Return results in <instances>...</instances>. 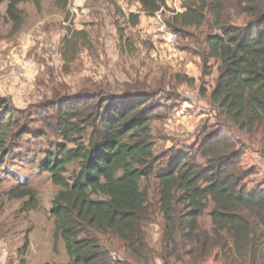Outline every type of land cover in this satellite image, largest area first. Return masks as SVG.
I'll use <instances>...</instances> for the list:
<instances>
[{
    "label": "trees",
    "instance_id": "1",
    "mask_svg": "<svg viewBox=\"0 0 264 264\" xmlns=\"http://www.w3.org/2000/svg\"><path fill=\"white\" fill-rule=\"evenodd\" d=\"M28 1L9 2L7 20L14 23L13 34L22 26L19 5ZM137 1L146 16L168 9L167 0ZM181 1L183 12H170L167 27L193 40L200 35L189 30L206 28L198 55L204 67L210 61L216 66L213 88L205 98L220 126L205 123L196 144L175 154L168 168L158 170L168 155L155 153L153 124L167 121L174 110L167 104L170 89L196 84L187 74L163 75L152 82L139 78L123 85L121 97L102 85L84 95L59 96L38 115L61 140L47 152L41 169L60 189L50 216L56 246L63 242L68 264H150L156 259L164 264H205L210 259L264 264V188L259 183L247 186L257 171L246 168V150L225 131L252 141L264 156V0ZM36 2L40 7L41 0ZM69 2L59 0L63 8ZM240 17L244 24H235L234 18ZM140 19L136 14L128 17L132 27ZM85 39L83 31L64 39L66 63L77 57L78 42ZM23 115L0 104L2 149L8 137L12 144L14 129L24 130ZM20 188L10 191L9 199H36L34 191ZM36 207L35 201L30 210ZM158 216L160 251L151 246L148 232ZM206 216L207 226L202 223ZM103 236L117 239L128 258L116 260ZM28 247L29 239L24 252Z\"/></svg>",
    "mask_w": 264,
    "mask_h": 264
},
{
    "label": "rangeland",
    "instance_id": "2",
    "mask_svg": "<svg viewBox=\"0 0 264 264\" xmlns=\"http://www.w3.org/2000/svg\"><path fill=\"white\" fill-rule=\"evenodd\" d=\"M9 2L3 0L0 4V104L24 113V130L14 129L12 144L8 137L5 148L0 147V264H68L63 242L56 246L50 216L53 198L60 189L41 169L47 152L61 140L44 127L38 115L59 96L84 95L102 85L110 95L121 97L123 85L139 78L152 82L163 75L187 74L196 84L170 89L167 104L174 110L167 121L153 124L155 153L168 155L158 166L161 171L168 168L175 154L196 144L198 131L205 123L218 127L217 114L205 98L213 88L216 66L210 61L204 67L198 55L206 28L189 30L190 34L200 35L199 40L178 35L175 44L168 46L156 16L141 13L137 0H70L65 8L59 0H41L40 7L36 0H30L19 5L23 15L17 34H13L14 23L7 20ZM167 8L159 13L164 31H170V12H183L182 1L167 0ZM131 14L141 17L137 27L129 24ZM233 22L243 25L245 20L240 17ZM73 31L85 32L88 39L78 42L77 57L66 63L62 57L64 39ZM196 96L199 101L194 99ZM226 130L241 149L244 147L251 155L261 154L252 141ZM23 131L27 134L20 136ZM249 160L244 159L246 168L250 167ZM249 180L250 189L253 184L264 185V175H253ZM19 187L34 191L36 199H9L7 194ZM156 190L153 181L150 192L154 201ZM35 201L37 207L30 210ZM207 216L202 219L205 226L209 223ZM148 232L151 246L160 251L159 216L148 226ZM27 239L29 247L24 252ZM102 240L116 260L128 258L117 239L103 236ZM150 264L164 263L156 259ZM205 264L219 263L210 259Z\"/></svg>",
    "mask_w": 264,
    "mask_h": 264
},
{
    "label": "built area",
    "instance_id": "3",
    "mask_svg": "<svg viewBox=\"0 0 264 264\" xmlns=\"http://www.w3.org/2000/svg\"><path fill=\"white\" fill-rule=\"evenodd\" d=\"M155 16L157 20V25L163 28L162 30V33L164 34L163 40L165 41L166 45L173 46L178 38V35L172 31H164L166 27L162 25V21H161L159 14ZM194 99L199 101L198 96H196ZM249 165L250 167H254L256 169L258 177L264 175V156L263 155L259 153H254L253 157L249 160Z\"/></svg>",
    "mask_w": 264,
    "mask_h": 264
},
{
    "label": "crops",
    "instance_id": "4",
    "mask_svg": "<svg viewBox=\"0 0 264 264\" xmlns=\"http://www.w3.org/2000/svg\"><path fill=\"white\" fill-rule=\"evenodd\" d=\"M253 157V155H251L249 152H246V154L244 155V158H248L251 159ZM264 188V185L262 186ZM215 261V260H214ZM216 262V261H215Z\"/></svg>",
    "mask_w": 264,
    "mask_h": 264
}]
</instances>
